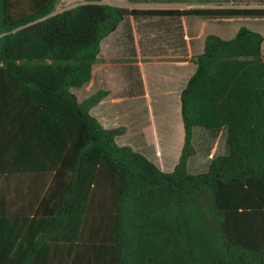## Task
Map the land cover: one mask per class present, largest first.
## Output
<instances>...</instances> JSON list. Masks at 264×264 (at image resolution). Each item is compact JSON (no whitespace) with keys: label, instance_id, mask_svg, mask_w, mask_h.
Returning <instances> with one entry per match:
<instances>
[{"label":"trees","instance_id":"1","mask_svg":"<svg viewBox=\"0 0 264 264\" xmlns=\"http://www.w3.org/2000/svg\"><path fill=\"white\" fill-rule=\"evenodd\" d=\"M0 0V264H264L261 33L209 35L181 93L185 145L171 173L120 146L125 127L82 102L101 43L126 17L264 18V8L140 10L87 0ZM228 153L189 174L193 131Z\"/></svg>","mask_w":264,"mask_h":264},{"label":"crops","instance_id":"2","mask_svg":"<svg viewBox=\"0 0 264 264\" xmlns=\"http://www.w3.org/2000/svg\"><path fill=\"white\" fill-rule=\"evenodd\" d=\"M102 1L130 9L163 11L264 8V0H127L126 5L118 0ZM243 19L264 22V18L253 17H126L102 41L100 63L93 69L92 80L81 88L83 100L100 90L109 93L91 109V115L106 129L125 127L126 132L116 138L120 146L133 148L165 173L173 172L185 145L181 93L197 70L193 59L203 53L209 35L221 37L222 26L238 32L237 24ZM262 51L264 55V43ZM205 133L211 143L206 151L208 161L201 164L209 166L223 139L221 134ZM200 137L202 142L205 137ZM193 145L197 153L188 168L198 163L199 148Z\"/></svg>","mask_w":264,"mask_h":264},{"label":"rangeland","instance_id":"3","mask_svg":"<svg viewBox=\"0 0 264 264\" xmlns=\"http://www.w3.org/2000/svg\"><path fill=\"white\" fill-rule=\"evenodd\" d=\"M68 1H70V2H68ZM74 1L76 2L79 0H59L57 3V6H56L57 12L64 10L68 6L70 7L71 5L74 4ZM106 1H110V0H106ZM118 1H119L118 3L120 5H126V3H128L127 0H118ZM137 2H141V1H137ZM243 20L244 21L239 22L237 24L240 29L241 28H247L251 31H256V32L261 33L264 37V22H257L256 23L255 21H253L256 19H243ZM222 29H223V31L219 32V33L222 35L221 37L224 39H232L233 37H235V35H236L235 33H237V32H234L233 27L222 26ZM73 92L76 94L79 101H82L84 99V92L81 89H73ZM210 134H213V133L211 132ZM199 136L205 137L202 142H201L202 137L199 138ZM193 138H194L193 143L195 144L196 147L199 148V154L197 157L198 163L195 166L193 164H191L188 168V173L193 174V175L201 174V173H207L209 166L201 164V163L208 161V158H207L208 154L206 151H207V147L211 143V139H209V134L205 133V131H203L202 129H197L193 134ZM218 144H219V142H218ZM227 153H228V146H227V143L225 142V140H223L221 142L220 151L217 154V156L218 157H220V156L224 157Z\"/></svg>","mask_w":264,"mask_h":264}]
</instances>
